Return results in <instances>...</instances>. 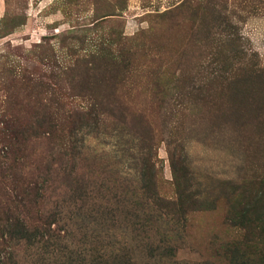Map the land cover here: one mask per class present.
<instances>
[{
  "label": "rangeland",
  "instance_id": "374dc122",
  "mask_svg": "<svg viewBox=\"0 0 264 264\" xmlns=\"http://www.w3.org/2000/svg\"><path fill=\"white\" fill-rule=\"evenodd\" d=\"M0 264H264V0H0Z\"/></svg>",
  "mask_w": 264,
  "mask_h": 264
},
{
  "label": "trees",
  "instance_id": "16d2710c",
  "mask_svg": "<svg viewBox=\"0 0 264 264\" xmlns=\"http://www.w3.org/2000/svg\"><path fill=\"white\" fill-rule=\"evenodd\" d=\"M151 164V165H150ZM156 175V167L152 163L144 162L143 169L140 173L142 188L154 200H159V191L157 189L154 177Z\"/></svg>",
  "mask_w": 264,
  "mask_h": 264
}]
</instances>
